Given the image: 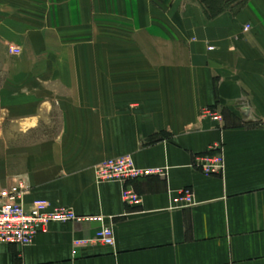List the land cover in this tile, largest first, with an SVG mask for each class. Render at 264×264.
Instances as JSON below:
<instances>
[{
  "label": "crops",
  "instance_id": "crops-1",
  "mask_svg": "<svg viewBox=\"0 0 264 264\" xmlns=\"http://www.w3.org/2000/svg\"><path fill=\"white\" fill-rule=\"evenodd\" d=\"M121 156L164 171L128 182L140 205L96 182ZM17 181L78 221L0 264H264V0H0V190ZM183 189L195 204L172 208Z\"/></svg>",
  "mask_w": 264,
  "mask_h": 264
},
{
  "label": "built area",
  "instance_id": "built-area-1",
  "mask_svg": "<svg viewBox=\"0 0 264 264\" xmlns=\"http://www.w3.org/2000/svg\"><path fill=\"white\" fill-rule=\"evenodd\" d=\"M250 29L249 25L243 27V32ZM10 54H18L16 48L9 49ZM202 116L219 122L220 114L210 108L202 111ZM194 156L193 166L202 174L211 176L220 174L224 166L221 148L216 147ZM94 175L97 183H118L122 185L120 197L124 204L137 206L142 203V198L128 182L153 175H162V169H140L134 165L130 156H121L107 159L94 166ZM26 194L22 181L11 184L8 188L0 190V244L14 245L21 248L29 246L39 232L44 231L51 223H67L78 221L74 211L65 207H54L48 201L33 200L28 206L24 204ZM172 208H187L195 204V196L190 189L181 190L171 202ZM101 225L95 231L92 242L113 246L114 237L110 226L104 225L102 219H97ZM83 240L74 241L73 248L77 249L86 245Z\"/></svg>",
  "mask_w": 264,
  "mask_h": 264
}]
</instances>
